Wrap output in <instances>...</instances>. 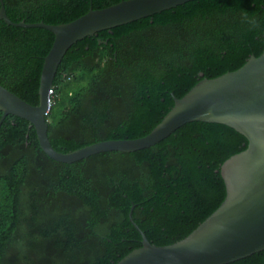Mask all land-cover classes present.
Wrapping results in <instances>:
<instances>
[{
  "label": "trees",
  "instance_id": "obj_1",
  "mask_svg": "<svg viewBox=\"0 0 264 264\" xmlns=\"http://www.w3.org/2000/svg\"><path fill=\"white\" fill-rule=\"evenodd\" d=\"M121 0H3L14 22H69ZM54 39L0 19V85L37 105ZM98 39L106 41L99 43ZM264 51V0H192L74 43L55 73L47 136L59 152L148 133L202 77ZM2 112L0 111V117ZM247 139L222 123L188 122L153 146L64 163L27 120L0 124V264H114L141 245L189 234L223 201L220 165ZM133 205V207H132ZM228 264H264V250Z\"/></svg>",
  "mask_w": 264,
  "mask_h": 264
},
{
  "label": "water",
  "instance_id": "obj_2",
  "mask_svg": "<svg viewBox=\"0 0 264 264\" xmlns=\"http://www.w3.org/2000/svg\"><path fill=\"white\" fill-rule=\"evenodd\" d=\"M192 0H121L101 9H89L59 24L12 21L0 0V19L19 27H39L53 33L43 58L38 104L31 105L0 85V124L14 115L33 125L42 151L51 159L72 163L105 151L133 152L155 145L180 126L193 121L222 123L247 139L246 147L219 168L225 197L219 206L182 239L155 245L129 220L141 236V245L114 264H228L264 250V51L250 55L237 69L213 78L202 77L183 96L172 94L173 104L145 135L108 139L70 152L56 151L47 136L46 114L58 65L77 41L103 30L128 24ZM99 43H106L98 39ZM133 207V205H132Z\"/></svg>",
  "mask_w": 264,
  "mask_h": 264
},
{
  "label": "built area",
  "instance_id": "obj_3",
  "mask_svg": "<svg viewBox=\"0 0 264 264\" xmlns=\"http://www.w3.org/2000/svg\"><path fill=\"white\" fill-rule=\"evenodd\" d=\"M50 95H51V93H50Z\"/></svg>",
  "mask_w": 264,
  "mask_h": 264
},
{
  "label": "rangeland",
  "instance_id": "obj_4",
  "mask_svg": "<svg viewBox=\"0 0 264 264\" xmlns=\"http://www.w3.org/2000/svg\"><path fill=\"white\" fill-rule=\"evenodd\" d=\"M49 110V109H48Z\"/></svg>",
  "mask_w": 264,
  "mask_h": 264
}]
</instances>
